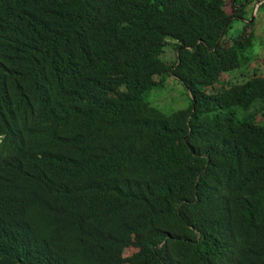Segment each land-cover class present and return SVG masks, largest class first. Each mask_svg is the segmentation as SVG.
I'll list each match as a JSON object with an SVG mask.
<instances>
[{"label": "trees", "instance_id": "16d2710c", "mask_svg": "<svg viewBox=\"0 0 264 264\" xmlns=\"http://www.w3.org/2000/svg\"><path fill=\"white\" fill-rule=\"evenodd\" d=\"M254 1L0 0V264H264Z\"/></svg>", "mask_w": 264, "mask_h": 264}, {"label": "rangeland", "instance_id": "374dc122", "mask_svg": "<svg viewBox=\"0 0 264 264\" xmlns=\"http://www.w3.org/2000/svg\"><path fill=\"white\" fill-rule=\"evenodd\" d=\"M244 0H239L243 2ZM261 0H255L252 4L246 8V21L253 22L249 29L255 31V54L259 57H264V1L260 3ZM247 3V2H246ZM232 6V0H228L227 8ZM231 11V9L229 10ZM246 21L236 20L234 23V30L232 31L235 35L237 31L244 29ZM166 61L175 63L177 61V49L173 45L167 50ZM165 58V56L163 57ZM261 68L264 70V61H260ZM229 77L224 75V80ZM152 106L169 114L179 109H187L192 101V95L186 88L184 83L175 77L174 75L167 77V82L165 87L157 88L152 92L151 97L147 100ZM126 256H131L134 254L135 249L131 248L126 251Z\"/></svg>", "mask_w": 264, "mask_h": 264}, {"label": "built area", "instance_id": "2783aa9c", "mask_svg": "<svg viewBox=\"0 0 264 264\" xmlns=\"http://www.w3.org/2000/svg\"><path fill=\"white\" fill-rule=\"evenodd\" d=\"M262 1H264V0H261L260 3H261Z\"/></svg>", "mask_w": 264, "mask_h": 264}, {"label": "water", "instance_id": "95a60500", "mask_svg": "<svg viewBox=\"0 0 264 264\" xmlns=\"http://www.w3.org/2000/svg\"><path fill=\"white\" fill-rule=\"evenodd\" d=\"M220 42V41H219Z\"/></svg>", "mask_w": 264, "mask_h": 264}]
</instances>
